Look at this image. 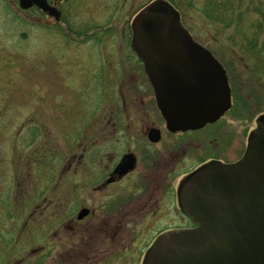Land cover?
Segmentation results:
<instances>
[{"label":"flooded vegetation","instance_id":"1","mask_svg":"<svg viewBox=\"0 0 264 264\" xmlns=\"http://www.w3.org/2000/svg\"><path fill=\"white\" fill-rule=\"evenodd\" d=\"M67 1L48 0L60 19L36 4L18 8L58 28ZM130 48L123 59L102 47L85 48L83 59L39 55L33 62L54 68L50 77L18 95L0 91V264H166L182 249L199 252L210 233L237 245L230 264H251L245 253L264 264V238L243 236L264 226V112L252 122L232 113L227 134L216 128L231 110L252 112L243 76L219 59L231 108L202 128L174 130ZM93 79L90 105L80 88Z\"/></svg>","mask_w":264,"mask_h":264},{"label":"rangeland","instance_id":"2","mask_svg":"<svg viewBox=\"0 0 264 264\" xmlns=\"http://www.w3.org/2000/svg\"><path fill=\"white\" fill-rule=\"evenodd\" d=\"M150 1L69 0L61 7L63 18L57 24V28L35 9L27 10L25 13L19 11L18 0H0V57L5 60L4 63L0 64V91L12 89L14 95H18L19 90H31L30 85L33 84L34 80L38 83L40 80L44 81L50 77L51 73H54V68L51 69L45 63L33 62L39 55L41 59L58 57L62 60L66 54L71 53L73 56L83 59L85 58V48L102 47L116 59L131 57L132 20L141 8ZM250 1L244 0V9L250 6ZM178 3V9L185 26L199 42L211 49L226 67L234 68L236 72H239V75L243 76L247 86V95H250L248 97L249 107L246 106L248 112L249 110L252 112L244 114L245 112L237 113V110H231L228 113L229 116L218 123L217 131L220 134L230 130V126L233 125L230 117L232 113L240 114L244 120L252 122L253 116L264 112V57H257L246 51L247 45L233 38L235 28H237L236 24L226 27L215 22H207L189 6L187 0H178ZM257 3L258 0H254V5ZM242 13L243 16L249 14L250 18L252 15L254 19H260L264 23V15L261 12L250 11L248 13L242 11ZM257 30H261V38H263L264 26ZM260 45L262 44L260 43ZM52 52H56V54L52 56ZM102 56L101 54V58ZM9 58H13V61H9ZM239 58L250 60L248 62L250 71L245 72L242 67L233 65L234 63L240 64ZM258 59L261 62L257 61ZM55 69L62 68L58 66ZM21 74L26 76L21 78ZM21 79L26 81L25 85H22ZM68 79L73 81V73ZM79 82L81 83V79ZM96 82L95 79L90 80L89 83L83 81L80 88V92L86 91L89 94L90 105H93L97 99L93 88V85L97 84ZM261 82L263 85L259 87ZM86 84L89 85V89L85 88ZM35 89H38V86ZM59 89L61 88L58 84L56 90ZM47 98L49 99V97ZM3 101V95L0 93V105ZM238 107H240L239 103ZM13 127L14 124L10 134L13 132ZM239 129H242L241 124L237 127L238 136L236 138H243V135L238 132ZM222 135L225 137L224 134ZM229 136L230 134L227 137Z\"/></svg>","mask_w":264,"mask_h":264},{"label":"water","instance_id":"3","mask_svg":"<svg viewBox=\"0 0 264 264\" xmlns=\"http://www.w3.org/2000/svg\"><path fill=\"white\" fill-rule=\"evenodd\" d=\"M19 2L25 9L36 4L60 19V12L49 5L48 0ZM131 26L132 47L144 62L147 77L155 90L157 107L170 128H202L220 119L231 108V87L226 69L210 49L194 39L172 2H149L136 14ZM255 145L254 138L252 147ZM252 153L250 150L249 158ZM249 227L250 234L243 236L255 240L264 238L262 222ZM206 239L205 247L202 246L199 252L186 248L185 256L182 249L180 256L175 252L166 264H230V258L237 250L235 242L219 235L214 237L213 233ZM243 256L244 260L247 257L251 264H257L256 255L245 253Z\"/></svg>","mask_w":264,"mask_h":264},{"label":"trees","instance_id":"4","mask_svg":"<svg viewBox=\"0 0 264 264\" xmlns=\"http://www.w3.org/2000/svg\"><path fill=\"white\" fill-rule=\"evenodd\" d=\"M178 7V0H170ZM200 16L207 22L216 23L221 26L231 27L235 24L234 39L246 44V51L257 57H264V37L261 38V30L264 23L260 19H254L247 15L243 16L242 11L261 12L264 15V0H258L254 5V0L250 1V6L243 8L244 0H187ZM247 23H246V21ZM260 43L262 45H260Z\"/></svg>","mask_w":264,"mask_h":264}]
</instances>
